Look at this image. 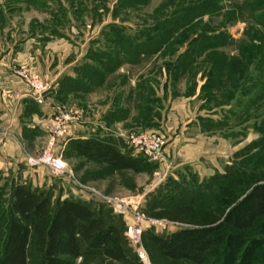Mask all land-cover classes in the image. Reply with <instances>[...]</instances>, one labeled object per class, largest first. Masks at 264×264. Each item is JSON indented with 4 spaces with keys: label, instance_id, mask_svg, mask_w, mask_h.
I'll return each mask as SVG.
<instances>
[{
    "label": "rangeland",
    "instance_id": "374dc122",
    "mask_svg": "<svg viewBox=\"0 0 264 264\" xmlns=\"http://www.w3.org/2000/svg\"><path fill=\"white\" fill-rule=\"evenodd\" d=\"M29 69L50 86L41 97L17 75ZM209 72L212 83L203 88ZM0 88H17L24 95L18 101L47 118L71 111L78 122L88 119L93 135L101 130L94 119L113 115L105 124L121 150L132 152L124 141L129 133L158 132L165 140L161 160L139 163L138 172L86 161L72 144L61 148L78 184L65 190L46 170L41 186L0 170V252L12 182L46 193L53 205L64 198L93 203L121 230L122 211L101 196L158 219L153 215L172 207L169 198L196 214L218 213L232 204L221 199V187L236 183L231 194L240 199L246 190L238 180L264 183V0H0ZM47 139L44 132L29 154L41 152ZM197 143L199 156L182 162L179 147ZM172 146L174 159L167 157ZM163 220L156 228L143 225L147 264H190L162 258L145 239L182 227ZM122 237L127 260L104 264H144L123 231ZM210 264H264V221L235 233Z\"/></svg>",
    "mask_w": 264,
    "mask_h": 264
},
{
    "label": "trees",
    "instance_id": "16d2710c",
    "mask_svg": "<svg viewBox=\"0 0 264 264\" xmlns=\"http://www.w3.org/2000/svg\"><path fill=\"white\" fill-rule=\"evenodd\" d=\"M179 68L180 65L175 66L174 71ZM212 76L213 72H209L203 88L209 87ZM112 117L105 116V123H112L115 120ZM115 140L101 137L99 132V135L87 139L71 140L69 145H73V151L79 158L116 171L138 172L139 163L150 166L147 158L133 156L125 145L121 150ZM237 183L244 187L246 193L236 199L231 194L233 184L221 187V199H232V204L227 211L219 210L218 213L196 214L190 206L169 198L172 207L157 212L153 217L177 222L182 227L166 235L149 234L145 239L164 259L190 264L212 263L228 247L235 233L250 230L264 221V183L255 186L253 181L245 184L238 180ZM11 186L5 210L7 221L0 264H77L78 261L104 264L127 260L122 237L125 226L121 230L109 220L108 213L102 216L93 203L64 198L53 205L44 192L32 190L21 183L12 182ZM62 188L65 189V185ZM136 258L139 262L137 254Z\"/></svg>",
    "mask_w": 264,
    "mask_h": 264
},
{
    "label": "built area",
    "instance_id": "2783aa9c",
    "mask_svg": "<svg viewBox=\"0 0 264 264\" xmlns=\"http://www.w3.org/2000/svg\"><path fill=\"white\" fill-rule=\"evenodd\" d=\"M35 71L21 70L18 77L30 89L31 95L41 97L47 92L50 86L45 81L37 78ZM77 117L71 112H61L55 115L50 126L47 128L48 139L45 147L41 152L35 154H27L25 156V164L29 169H46L51 177L60 180L64 185L74 184L72 171L68 164L64 161L59 151L70 137L72 127L77 124ZM79 123V122H78ZM123 136V135H122ZM124 141L132 152L147 158L150 162H158L161 160L162 150L165 147V140L158 132H139L124 135ZM104 202L110 206L118 208L122 211L123 220L125 221L124 236L129 240L130 244L138 248L136 251L140 262L147 264L148 256L142 247V234L145 228L144 223L148 227H158L168 222L163 219L147 218L143 212L138 209L137 204L130 205L123 200L113 197L101 196ZM130 204H132L130 202ZM129 221V223L127 222Z\"/></svg>",
    "mask_w": 264,
    "mask_h": 264
},
{
    "label": "crops",
    "instance_id": "0c3cea01",
    "mask_svg": "<svg viewBox=\"0 0 264 264\" xmlns=\"http://www.w3.org/2000/svg\"><path fill=\"white\" fill-rule=\"evenodd\" d=\"M16 89L17 88L10 89V93H13V95H9L10 93H8V89L5 91L0 88V128H2L0 134V170L4 171L3 173L5 174H9L11 171L12 173L10 174L15 175L16 178L21 179V181L26 180L33 186L37 184L41 186L42 183L45 182L41 175L46 169H34L42 170L40 172L41 174H38L39 171H36L37 174H34L32 171L33 169L27 168L25 164V156L29 154L28 148L34 147L39 139H41L44 132L48 133L47 128L50 126L52 118L45 117V113H42L41 115L40 113H37V111H32L30 110V104L18 101L22 99L24 95L21 94V96H18L20 94ZM35 102L37 103V107L38 104L43 102V100L37 99ZM39 109H41L40 105L37 110ZM41 111H43V109H41ZM94 121L96 122L95 125L97 127L99 126L101 129V137L119 139L118 134H116L113 129L107 127L104 117L101 119L96 118ZM88 122L87 119L86 122L81 120L79 123L75 124L70 131V137L66 140L62 148L68 146L69 141L71 140L92 137L93 134L90 132L91 127L88 125L90 124ZM175 148L176 146H172L170 150H168V158L172 157L174 159ZM179 148L181 149H179L177 156L181 157L182 162L190 163L195 160L194 157L199 156V151H197L199 150L198 143L197 145L185 144L183 147ZM64 161L67 163L65 159ZM167 162L168 161L165 157L166 164L164 166L166 167V170H169ZM22 170L27 171L22 172ZM15 171L16 173L14 174L13 172ZM47 175L50 174L48 173Z\"/></svg>",
    "mask_w": 264,
    "mask_h": 264
}]
</instances>
